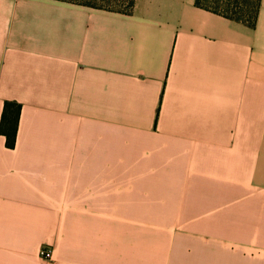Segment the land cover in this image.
<instances>
[{
  "label": "crops",
  "instance_id": "1",
  "mask_svg": "<svg viewBox=\"0 0 264 264\" xmlns=\"http://www.w3.org/2000/svg\"><path fill=\"white\" fill-rule=\"evenodd\" d=\"M5 102L0 264H264V0H0Z\"/></svg>",
  "mask_w": 264,
  "mask_h": 264
},
{
  "label": "trees",
  "instance_id": "2",
  "mask_svg": "<svg viewBox=\"0 0 264 264\" xmlns=\"http://www.w3.org/2000/svg\"><path fill=\"white\" fill-rule=\"evenodd\" d=\"M93 9L129 14L136 0H54ZM260 0H195V7L219 15L227 20L254 28ZM21 107L5 102L0 121V135L8 148L15 146Z\"/></svg>",
  "mask_w": 264,
  "mask_h": 264
},
{
  "label": "built area",
  "instance_id": "3",
  "mask_svg": "<svg viewBox=\"0 0 264 264\" xmlns=\"http://www.w3.org/2000/svg\"><path fill=\"white\" fill-rule=\"evenodd\" d=\"M52 254L53 248H51L49 245H44L39 250V257L45 261L53 262Z\"/></svg>",
  "mask_w": 264,
  "mask_h": 264
}]
</instances>
